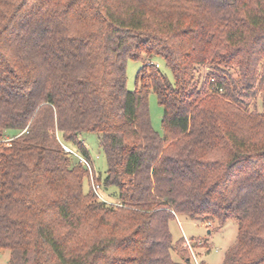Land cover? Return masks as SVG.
<instances>
[{"label": "trees", "instance_id": "trees-1", "mask_svg": "<svg viewBox=\"0 0 264 264\" xmlns=\"http://www.w3.org/2000/svg\"><path fill=\"white\" fill-rule=\"evenodd\" d=\"M129 61L142 63L133 92ZM263 62L264 0H0V255L194 264L169 232L182 216L235 220L222 264H264ZM87 133L116 206L84 193L88 170L61 146L91 162Z\"/></svg>", "mask_w": 264, "mask_h": 264}, {"label": "rangeland", "instance_id": "rangeland-1", "mask_svg": "<svg viewBox=\"0 0 264 264\" xmlns=\"http://www.w3.org/2000/svg\"><path fill=\"white\" fill-rule=\"evenodd\" d=\"M142 68V63L138 61H129L127 64V90L133 92L135 90L136 76ZM168 79L173 83V77L170 71L162 69ZM207 70V69H206ZM206 70L201 69L199 78L201 82L205 77ZM259 77L264 76V62L259 66ZM258 92L254 98L249 100L244 110L248 113H262V95ZM149 117L152 129L159 135L162 131L163 108L158 104L156 95L150 94L148 98ZM12 133H7L11 137ZM57 136V134L55 133ZM80 142L89 152V160L91 161L93 178L96 184L101 186V194L104 199L113 205H117L118 190L116 187L110 186L105 189L103 180L107 171V161L105 154L100 147L98 136L93 133L82 134L79 136ZM74 153L82 155L78 147L72 143H65ZM74 159V157H72ZM86 178L83 182V191L85 194L89 192L91 187V178L89 172L85 173ZM97 178H100L99 183ZM169 232L173 241L184 239L183 248L189 253V256H195L198 264H222L225 253L234 245L237 237V223L235 220H229L223 226L212 218H201L198 220H190L182 216H177L175 220L169 223ZM189 244L191 249L187 246ZM175 262H181L176 255L172 254ZM9 260L8 253H1L0 264H7ZM194 263V261H193ZM195 264V263H194Z\"/></svg>", "mask_w": 264, "mask_h": 264}, {"label": "built area", "instance_id": "built-area-1", "mask_svg": "<svg viewBox=\"0 0 264 264\" xmlns=\"http://www.w3.org/2000/svg\"><path fill=\"white\" fill-rule=\"evenodd\" d=\"M155 67L158 69L159 68V65L156 64ZM63 150L68 153V154H71L73 156H75L88 170L89 172V175H90V178H91V190L94 192L95 196L97 197V199L101 202H104V203H107L109 205H113L111 204L110 202L106 201L103 197V195L101 194V186L96 184L95 181H94V178H93V172H92V166H91V163L86 160L84 157H82L81 155H78L76 153H74L69 147H67L66 145L62 144L61 145ZM187 246L191 249V246L189 244H187ZM193 260H194V263L195 264H198L197 263V260L195 258V256L193 255L192 256Z\"/></svg>", "mask_w": 264, "mask_h": 264}]
</instances>
